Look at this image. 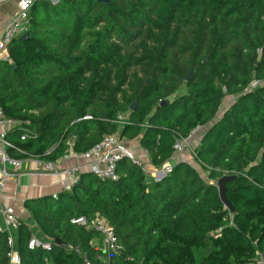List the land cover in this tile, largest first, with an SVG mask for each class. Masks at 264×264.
I'll return each mask as SVG.
<instances>
[{
    "label": "trees",
    "instance_id": "16d2710c",
    "mask_svg": "<svg viewBox=\"0 0 264 264\" xmlns=\"http://www.w3.org/2000/svg\"><path fill=\"white\" fill-rule=\"evenodd\" d=\"M106 1L44 0L29 11L28 40L0 60V107L19 123L5 137L9 154L54 163L67 143L86 153L128 112L120 140L137 141L160 169L175 141L203 126L193 159L210 180L234 177L233 213L185 162L154 181L123 159L115 182L83 173L57 200L24 201L32 222L12 232L21 264H103L97 234L71 223L96 216L122 248L114 264H251L254 243L264 250V85L250 89L264 81V0ZM226 97L235 99L219 114ZM24 131L33 136L20 141ZM32 234L50 251L29 250Z\"/></svg>",
    "mask_w": 264,
    "mask_h": 264
},
{
    "label": "built area",
    "instance_id": "2783aa9c",
    "mask_svg": "<svg viewBox=\"0 0 264 264\" xmlns=\"http://www.w3.org/2000/svg\"><path fill=\"white\" fill-rule=\"evenodd\" d=\"M44 0H22L17 7L15 15H13L7 25L4 27L1 36L0 43L3 47L7 48L15 39H19L22 35L27 33L29 24V11L34 4L42 2ZM1 61L9 62L7 56L0 57ZM264 81H255L250 89H254L259 86H263ZM90 119L86 116L84 120ZM19 126L18 122L8 120L4 117L3 110L0 107V196L3 192L7 178L12 171H17L22 163V160L16 159L9 154V151L13 149V146L6 140V135ZM204 133L203 126H196L193 128L187 137L178 138L173 146V156L170 161L165 163L160 169L154 173V181H158L171 171V162L181 161L186 162L182 158L184 152L190 153L193 156L194 147L200 142ZM33 136L30 131H24L20 134L19 140L25 141ZM71 144L67 143V147ZM69 147V148H70ZM145 152V151H144ZM146 153V152H145ZM147 154V153H146ZM74 158L81 160L87 164L88 170L86 173H90L100 181L115 182L118 180L116 172L117 164L123 159H128L132 163L142 168V165L135 161L132 153L125 147L122 140L116 135H105L88 152L83 154H77L70 148L66 151V154L62 158ZM37 163L36 171L43 173H51L54 170L53 163H46L41 160H34ZM143 170V168H142ZM80 169L73 168L69 171V175L73 177L72 181L64 186V192H70L73 185L78 181L75 177L78 175ZM144 171V170H143ZM145 172V171H144ZM216 181L210 183L216 188ZM217 189V188H216ZM58 195L51 196L52 200H57ZM74 225L82 226L86 230H92L97 234V239L93 240L90 244L96 248L95 259L103 264H114V259L119 257L122 253L118 240L111 227L107 225L99 216L94 217L92 220H88L85 217H77L71 220ZM20 227V220L14 214L13 209L10 206H5L0 209V233H7V243L9 246V252L7 254L8 264H21L20 257L14 249V241L12 232H15ZM251 264H264V250L256 248ZM41 248L45 251H50L51 244L49 242H42L34 235H30L28 241V249L35 250ZM86 264H89L85 262Z\"/></svg>",
    "mask_w": 264,
    "mask_h": 264
},
{
    "label": "crops",
    "instance_id": "0c3cea01",
    "mask_svg": "<svg viewBox=\"0 0 264 264\" xmlns=\"http://www.w3.org/2000/svg\"><path fill=\"white\" fill-rule=\"evenodd\" d=\"M21 1L22 0H0V36L4 27L9 22V19L15 15L18 4ZM3 56H7V48L3 47L0 43V57ZM226 108H224V110ZM69 147L70 146L67 147V150L70 148L72 149V147ZM129 150L135 161L142 165L143 170L147 174V178L152 179L157 170L150 165L148 155L140 148L138 142ZM182 158L189 164L193 163L198 165L195 160L192 159L193 156L187 151L183 153ZM189 159L193 160V162H190ZM53 166V172L43 173L36 171L37 163L33 159L22 160L19 169L17 171H12L6 180L3 192L0 196V209L5 206H10L20 221H26L31 224V218L23 207L24 201L51 197L54 194L59 195L64 192V186L68 185L73 179V177L69 175L70 170L76 167L80 169L78 175L75 177L77 180L81 174L86 173L88 170L86 163L71 157L61 158L55 161ZM202 180L204 181V179ZM205 182L208 183L207 181ZM32 228L36 230L34 225Z\"/></svg>",
    "mask_w": 264,
    "mask_h": 264
},
{
    "label": "water",
    "instance_id": "95a60500",
    "mask_svg": "<svg viewBox=\"0 0 264 264\" xmlns=\"http://www.w3.org/2000/svg\"><path fill=\"white\" fill-rule=\"evenodd\" d=\"M97 1L103 5L108 4L106 0H97ZM18 40L19 41L28 40V34L26 33V34L22 35L21 37H19ZM190 76H191V73H189L186 77H184V81L187 82L189 80ZM147 83L149 84L150 81L148 80ZM167 103H168V101H163L161 103V105H166ZM137 108H138L137 102L132 101L131 104L129 105V111L133 113V112L137 111ZM233 179H234V177H232V176H223L216 181L218 198H219L221 204L223 205L224 209L226 211H228L229 214L233 213V209H232L230 202L226 198V184ZM54 244L56 246H59V247H63V248L66 247V245L59 239H55Z\"/></svg>",
    "mask_w": 264,
    "mask_h": 264
},
{
    "label": "rangeland",
    "instance_id": "374dc122",
    "mask_svg": "<svg viewBox=\"0 0 264 264\" xmlns=\"http://www.w3.org/2000/svg\"><path fill=\"white\" fill-rule=\"evenodd\" d=\"M234 97H226L224 100H223V102H222V104H221V107H220V109H219V114L221 113V112H223L224 111V108H226L229 104H231L233 101H234ZM218 114V115H219ZM127 118H128V112L127 113H124V114H120V115H117V117H116V119H117V121H119V123L117 124V129H116V133L114 134V135H116V136H118L119 137V130H120V127H122L123 125H124V123H125V121L127 120ZM122 142H123V144L125 145V147L127 148V149H131L134 145H135V143H137V141H132V142H127V141H124V140H122ZM130 151V150H129ZM193 159V158H192ZM194 160V159H193ZM193 160H191V159H189V161L190 162H193ZM185 163H187V162H185ZM190 167H192L197 173H198V175H199V177L200 178H202V179H204V181H207L208 183H214V181L213 180H210L209 178H208V173L207 172H204L201 168H200V166L199 165H196V164H189V163H187ZM145 167V166H144ZM36 236V235H35Z\"/></svg>",
    "mask_w": 264,
    "mask_h": 264
}]
</instances>
